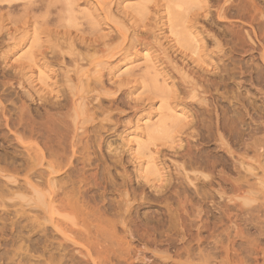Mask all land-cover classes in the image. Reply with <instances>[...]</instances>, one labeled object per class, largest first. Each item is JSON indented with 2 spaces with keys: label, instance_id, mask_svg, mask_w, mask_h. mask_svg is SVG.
I'll return each instance as SVG.
<instances>
[{
  "label": "rangeland",
  "instance_id": "obj_1",
  "mask_svg": "<svg viewBox=\"0 0 264 264\" xmlns=\"http://www.w3.org/2000/svg\"><path fill=\"white\" fill-rule=\"evenodd\" d=\"M258 33L264 0H0V157L20 138L75 194L53 217L28 192L0 197V264H205L183 243L264 264ZM15 210L46 227L28 246Z\"/></svg>",
  "mask_w": 264,
  "mask_h": 264
},
{
  "label": "bare ground",
  "instance_id": "obj_2",
  "mask_svg": "<svg viewBox=\"0 0 264 264\" xmlns=\"http://www.w3.org/2000/svg\"><path fill=\"white\" fill-rule=\"evenodd\" d=\"M260 26H262V25H260ZM255 38H256V40L258 42L257 49L260 48L262 53H264V35L258 33V34L255 35ZM261 56H262L263 65H261L259 68H256V69L253 68L255 70V75L257 77H259V73L260 72L264 71V54H262ZM221 71H223V70H221ZM208 73H209V71H208ZM10 125H11L12 128H16L17 127V122L12 123ZM29 132H30L29 134H31V136H37L38 138H40L39 135L41 134V131H37V130L31 129ZM42 140H43V138H42ZM17 143L18 144H16L15 148L16 147L19 148L20 146H24V150L22 152H20V153L16 152L15 155H12V157H10V156L9 157H2V158L0 157V161H3L6 164V166L4 168H0V176L2 178H4L5 180H7L6 185L3 183L4 186H5V189H1L0 190L1 191L0 192V197L1 198L5 197V196L14 197V196H16L18 193H20L22 191L28 192L30 194L35 195L34 202H35L36 208H42V205L47 203L48 208H49V212H50L52 217H53V215L56 212L60 213L64 209H66V211L65 210L64 211L67 212L68 208L69 209H73L72 200L75 198L74 192L71 191L69 188H66V187L62 186L61 183L59 182L58 176L57 177L56 176L55 177H51V176L59 174V172H57L56 169L60 166V164L58 163L59 164L58 165V164H56V163H54L52 161L48 163V168L50 170L49 171V175H48L49 178H48L47 181H44L45 178H46V176H45L46 173L42 169L39 168L43 164H42L41 157H40L39 153L37 152V150L33 151V149L30 146H28L25 143H23L22 140H20V138H17ZM261 144H262V142H259V146H261ZM262 147H263V145H262ZM262 147H261V149H262ZM18 148H16V149H18ZM156 149H158V148H156ZM48 151H49V153H51L50 154L51 158H56V155H55L56 152H55L54 147L49 148ZM33 154H35V157L33 156ZM44 158H45V156H44ZM135 158H136V156H135ZM8 159H10L11 162L8 163L7 162ZM21 173L25 174V179L23 181H21L18 178V176ZM60 180H62V179L60 178ZM156 184H155V186H156ZM43 186H45V188L43 190H45L47 188V191H48L47 195H49V201H46V202L44 200V195L42 194V189H41V187H43ZM161 194H163V192ZM71 197H73V198H71ZM2 201L3 200L1 199V202ZM5 204L6 203H1L3 208L6 207ZM24 215H25V213L22 214L19 210H15L14 211V217L11 219L12 231H13V234L17 233V235L14 236V237H16L17 240L20 243H22V244L23 243H27V242L28 243L29 242L32 243V241H33L32 237L27 234L26 229L29 228L31 231H35L36 229H39L40 232H45L46 231V227H45V229H42L44 224L38 221V217H35V219H32L31 217L25 218ZM19 217H20L21 221L23 220V221H25L27 223H30L31 226H29V224H28V226H23V224H25V223H22L20 221V219H18ZM27 223H26V225H27ZM20 225L23 226L22 228H23V230H25V232H26V234L28 236H26L25 234L23 236V230L21 231V226ZM52 226H53V228H54V230L56 232H62V230L60 229L59 224L53 222V219H52ZM150 233H151V231H150ZM11 234H12V232H11ZM12 237H13V235H12ZM41 240H43V239H41ZM28 243H27V246H28ZM31 243H30V245H31ZM27 246H26V249L29 248ZM189 246H190V244L187 245L186 243H183L181 245V247H179L175 251L176 252V256L182 257L183 255H186L188 258H193V257L194 258H198L199 260H201L205 264H210V255L205 256L203 254H195V252L193 253L192 249ZM49 247H51V249H55L56 252H59L60 254L59 253L58 254H59L60 258L65 256L64 254H61L62 251L64 250V245L62 243H59L57 246H55V244H53V243H50ZM24 248L25 247H20L19 251L20 250L21 251L24 250ZM30 248H31V246H30ZM34 250L32 249V251H34ZM245 250H246V248H245ZM225 254L227 256H229V250L228 249H226ZM14 255H16V254L14 253ZM13 258H14V256H13Z\"/></svg>",
  "mask_w": 264,
  "mask_h": 264
}]
</instances>
